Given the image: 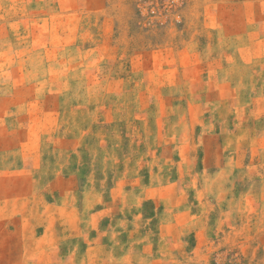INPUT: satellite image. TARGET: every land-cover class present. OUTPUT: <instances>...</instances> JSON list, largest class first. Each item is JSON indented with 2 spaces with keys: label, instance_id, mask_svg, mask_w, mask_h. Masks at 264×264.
<instances>
[{
  "label": "rangeland",
  "instance_id": "rangeland-1",
  "mask_svg": "<svg viewBox=\"0 0 264 264\" xmlns=\"http://www.w3.org/2000/svg\"><path fill=\"white\" fill-rule=\"evenodd\" d=\"M0 264H264V0H0Z\"/></svg>",
  "mask_w": 264,
  "mask_h": 264
}]
</instances>
